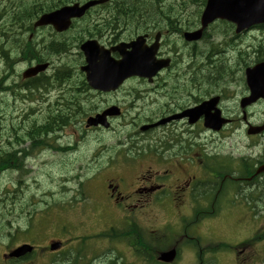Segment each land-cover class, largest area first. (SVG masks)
<instances>
[{
    "label": "flooded vegetation",
    "instance_id": "flooded-vegetation-1",
    "mask_svg": "<svg viewBox=\"0 0 264 264\" xmlns=\"http://www.w3.org/2000/svg\"><path fill=\"white\" fill-rule=\"evenodd\" d=\"M36 1L38 3L33 8H21V23L16 24L14 52L7 48L5 42L0 49V81L3 83L2 88L0 87V110L15 108L25 97L24 94H27V98L34 99L35 93L31 86L36 83H42L41 90L34 91L37 94L35 100L38 102L48 101L50 97L47 95L57 88L58 93L67 95L66 98L70 97L65 106L67 103H75L88 107L99 98V103L94 107L101 105L100 111L110 106L119 107L120 117L108 118L111 124L108 132L101 127L92 128L104 133L101 138L103 148L106 135L113 134L119 169L135 173L128 178L112 175L106 179L104 200L108 207L130 209L167 206V196H171L173 204L196 206L203 198V191L207 192L212 185L215 186L214 191L218 190L219 175L227 174L230 177V173L241 171V162L249 163L244 155L230 154L222 150L225 148L222 144H231L235 138L247 136L251 143L246 150L260 153L252 156L254 160L264 159V130L255 135L249 134L251 128H264V97L252 106H243V101L251 95L247 81V69L251 64L248 49L254 45L257 52L256 40L245 41L247 34L241 36L234 29L215 23L204 32L199 41L188 42L185 40L186 33L200 28L199 19L187 15L195 12V9H159L165 15H154L149 10V25L141 34H127L121 32L117 26H111L116 28L113 32L104 29L109 36L107 48L113 49L121 42L131 43L138 37H145L146 46L150 48L158 38L160 45L155 60L162 65L161 68L150 79L135 77L127 80L114 93H81L65 86H54L58 75L64 74L65 79L75 80L78 74L74 71V66L80 69L85 58L79 51L71 53L68 45L61 44L68 43L66 34H61V41H57L60 33L54 27H35V22L42 15L56 10V0ZM26 12L33 13L36 17L27 20ZM101 18L104 20L106 17ZM227 41L234 45L233 49L223 48ZM213 43L222 48L217 51L219 54L214 51L207 54V48ZM252 51L254 52V48ZM113 55L119 58L117 53ZM72 57L74 61H71ZM13 62H17V65L10 70L9 65ZM44 63L49 64L44 74L30 80L23 78L26 71ZM18 66L20 72H16ZM42 91L44 94L40 95ZM17 93L20 100L15 98ZM9 95L13 102L12 107L7 106L1 99V96ZM213 99H217L215 106H209L205 114L197 112L203 103ZM50 108L58 110L64 109V106L56 103L51 104ZM71 117L57 138L61 147L66 150L60 154H70L68 151L73 148L62 143L66 136L63 131L73 124ZM219 118L227 121L220 131L206 127L217 125ZM19 127L21 128V124ZM144 127L148 129L143 131ZM125 128L126 135L123 136L122 131ZM83 129L87 128L84 126ZM77 138L87 139L88 136L86 132H81L77 133ZM2 144L4 143H0V148ZM242 168V172H245L243 165ZM5 172L12 173L8 169ZM254 177L256 176H239L233 180L242 184ZM6 190L13 192L8 188ZM214 200L219 201V197L217 199L215 195ZM14 248H4L2 259ZM4 260L3 264H21V259Z\"/></svg>",
    "mask_w": 264,
    "mask_h": 264
},
{
    "label": "rangeland",
    "instance_id": "rangeland-1",
    "mask_svg": "<svg viewBox=\"0 0 264 264\" xmlns=\"http://www.w3.org/2000/svg\"><path fill=\"white\" fill-rule=\"evenodd\" d=\"M192 8L193 6H189V9ZM259 37L264 41V36H262V34H259ZM71 61H74V57L71 58ZM19 68L20 66H18L16 72H20ZM2 84L0 87L3 86ZM42 94H44V92H40V95ZM24 95L25 97L21 99V103L17 104L15 108H8L3 111L0 110V143L6 139V130L9 131L12 124L14 127H19V124H21V128H19L17 132L21 134V137H24L22 134H24L23 132L26 133L28 126H31V124L34 123L36 124V122L40 124L47 118L50 114L49 109H51V104L60 103L65 108L66 102L70 101V97L66 98L65 96L67 95L58 93L57 88L47 95V97H50L48 98V101H36V92L33 94L34 99H32V97L27 98V94ZM1 99L4 100V103L7 106H13L10 95L1 96ZM55 109L56 108L51 110ZM258 109L259 108H257V110ZM126 130V128L123 129V136L126 135ZM73 133V127L67 129L66 136L62 140V143H74L75 139L72 136ZM92 138L93 139L88 143H81L77 150L70 154L43 152L38 155V158L28 162V169L32 171L28 176L21 179V209L14 204L4 205L0 201V215L8 214L9 212L13 214V216H7L6 218L0 219V235L2 237L0 243L3 245L8 244L10 237V235H8L9 233H14L19 227H21V232L26 230L29 227L31 218L34 219L37 214L46 211L50 207H57L59 203L69 202L73 199L74 195H80L78 190L91 195L94 193L95 189H100L102 183L100 180H97V176L94 177V174L96 173L94 168H99L97 151L100 149L99 143L97 142V136H92ZM247 142V136L241 137L240 139L235 138L234 142H231L232 145L230 142H227L224 152L226 151L230 154L234 153L235 155H243L247 152L245 150ZM24 144L25 147L29 146V142H24ZM115 144L116 140L114 139L113 134H107L105 145L112 146ZM222 146L225 147V145ZM17 178H19V174H5L0 177V198L6 197V188L16 187ZM11 196L13 198L16 197L14 194ZM231 198L234 201V206L231 207L232 209L229 211V214L223 215L221 219L211 221L212 223L209 225H207V223H202L200 224V227L193 228V226L191 228L193 230L190 234L194 237L205 234V237H201L204 241H219L222 244L232 247V249H227L219 253L216 257L217 261L215 264H257L258 261L255 258L259 256L258 254H260L261 257H264V248L261 244L253 243V246H245V248L241 246L238 249V255L235 254L234 251L236 250L234 249L237 248V245L245 243L249 237L253 236L252 234L256 229H263L261 227H264V206H252L251 209L248 208L246 213L247 215L250 213V216H246L245 214H241V210H235V206L238 203L233 196H231ZM70 209L71 208L63 207L60 211L62 214H57L56 212L48 213L45 216H40L39 219L37 218L39 222L35 223V229L33 228L34 230L32 231L33 234L30 233V236L23 238L24 241L21 240V243L31 241L32 244L47 247L51 240L56 242L58 237H60L59 239L65 243V247H68L70 246L71 241L69 242L67 239H69L72 233L77 234L80 232H86L87 228L90 227L91 229V225L97 223L94 214L89 207L88 209H83V211L79 210L75 212L76 217H74V220L78 222L76 224L80 226L75 227L74 223L69 222V220L73 218V212L68 214ZM171 209L172 208L164 211L156 210L154 214L161 216V218H157L154 221L142 219L140 211L136 214L137 221L144 230L147 240L153 242L156 246L164 247L166 244L172 245L177 243H179L178 245H181L183 241V238L180 240L182 228H180L181 224L179 222V216L185 214L187 208H181V213L178 209H174L172 214L174 220L170 218L168 214ZM235 211H238L237 214H233ZM253 213L255 214L254 217L258 218V220L254 219L251 215ZM176 214H178L177 218ZM252 218L254 220H251ZM9 220H11V224L8 229L5 230L6 223ZM176 222L178 223V226H176ZM66 226L70 232L68 234L61 233ZM88 242L89 241H86L85 244H88ZM4 247L6 246H0V264L3 261L2 252ZM39 251H41V249ZM45 252L46 251L39 252V255H35L32 260L21 262V264H52V261H54L53 259L56 256L58 257L61 252H67V249H64L58 254L50 252V255H48ZM127 259L130 261L133 260L130 257H127ZM206 259L207 261H211L208 256H206ZM175 264H197V260L195 262L192 247L185 248L180 260Z\"/></svg>",
    "mask_w": 264,
    "mask_h": 264
},
{
    "label": "trees",
    "instance_id": "trees-1",
    "mask_svg": "<svg viewBox=\"0 0 264 264\" xmlns=\"http://www.w3.org/2000/svg\"><path fill=\"white\" fill-rule=\"evenodd\" d=\"M87 0H56L54 8H61L65 5H69L75 2H85ZM177 0H110L109 3L104 4L103 6L97 7V10H101L100 16L108 17L103 21V24H101L100 20L97 17L98 24L96 25V29H89L90 31H87V37L96 38L97 36L101 37V31L103 30L102 25L105 26H112L116 24H120L121 26L125 28H133L137 24H148L147 22V16L148 11L152 10V14L154 15H161L166 13H160L159 9H163V7H187L189 2L192 0H178V3H175ZM20 5H13V4H3L0 2V48L1 43L8 42L13 43V47H15V39L16 36L14 33V26L15 23L21 22V10L13 9V7H17ZM22 7L25 8H33L35 5H24ZM96 10V9H95ZM95 10H91V14L94 13ZM100 12H98V15ZM26 19L27 20H33L36 15L33 13L30 14L29 12H26ZM99 16V17H100ZM108 28V27H107ZM11 32V34H10ZM101 32V33H100ZM80 39V38H79ZM74 71L78 74L76 78L79 80L80 83L74 84L73 86L69 84L70 88L73 90L79 89L81 90L83 86H85L84 76L83 74H80L79 69L74 67ZM66 77L64 74L61 76H57V82L58 84L65 83V81L70 82L69 80L65 79ZM2 84V81H0V85ZM80 86L79 88H77ZM50 114L47 116V118L41 122L40 124L36 122V124H31V126H28L26 133L23 132L21 137V143L24 144L25 140H29L31 142V145L28 149H21L22 153L25 154H32L37 151H40L46 147L54 148L56 149V145H54L53 140L55 139L52 136V133L55 132L58 128L62 126L63 123L66 121H69L70 116H72V121H75L86 113L84 112L83 105H76L67 103V106H65L64 109H58V110H49ZM61 121L62 124L59 122ZM15 136L19 137L18 133L15 131ZM43 138V139H42ZM42 139V140H41ZM15 142H18V140H15ZM60 150V149H58ZM116 156H112L109 161L112 163H116ZM17 153H11L7 150H0V166L2 168H8V167H14L11 165L16 164L17 162ZM13 163V164H12ZM23 162L21 160V177L27 176L28 172L23 167ZM100 168V167H99ZM99 168L95 167V172H99ZM68 203V202H67ZM67 203H59L57 205L58 210L61 211L63 207L65 208H71L68 212H70L73 208L70 205H66ZM53 207H50L49 210H47V213H55ZM59 213V212H58ZM36 221L34 219L30 221V227L32 230L34 228ZM140 230L139 226L135 225L131 227H127L125 230H121L118 233H124V232H138ZM26 232V230H23ZM107 233V234H106ZM25 234V233H24ZM110 234L108 232H105V234H101L102 237H108ZM85 246V243L83 244ZM136 247V257L140 259L141 263L143 260L149 261L153 264H158L157 262V251L155 248L151 249L147 247L143 242H140L137 244ZM226 245H218L216 246L215 251L218 249L226 248ZM201 254V253H200ZM199 254V255H200ZM84 257V251L81 253H78L75 257V263L77 264L80 262V258ZM133 258V257H132ZM134 259L132 261L128 260L126 256L123 254L120 255V257H117L114 264H134Z\"/></svg>",
    "mask_w": 264,
    "mask_h": 264
},
{
    "label": "water",
    "instance_id": "water-1",
    "mask_svg": "<svg viewBox=\"0 0 264 264\" xmlns=\"http://www.w3.org/2000/svg\"><path fill=\"white\" fill-rule=\"evenodd\" d=\"M107 1L108 0H95L82 6L79 4L65 6L53 14L43 16L39 24H56L58 31H65L70 26L72 19L82 16L87 9ZM216 18L235 23L238 26V31L255 25H262L264 24V0H208L206 10L202 16L203 26H206ZM134 45L135 43L128 46L122 45V47L132 48ZM81 49L86 58V65L82 68V71L86 74V80L90 87L98 91H115L126 79L133 76L148 77L152 71L159 68L156 63L149 66L147 52L142 47L139 48L138 46H135L130 53H124L122 49H119V52L123 55L121 61L113 60L110 56V51L100 49L93 41L85 43L82 45ZM45 69L46 66H37L30 69L25 73V78L36 76ZM252 85L254 88L260 87L257 81ZM256 90L259 91L260 89ZM258 96L259 95H254L253 97L257 98ZM246 104L247 103H245V105ZM114 110L115 109H111L103 114L90 118L88 120V126L102 125L108 127L107 117L115 115L116 112H114ZM262 170H264V167L261 168V171ZM31 251V246L24 245L15 250L10 256L22 257ZM174 258L175 251H171L161 255L160 260L169 263L172 262Z\"/></svg>",
    "mask_w": 264,
    "mask_h": 264
}]
</instances>
